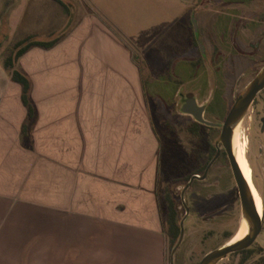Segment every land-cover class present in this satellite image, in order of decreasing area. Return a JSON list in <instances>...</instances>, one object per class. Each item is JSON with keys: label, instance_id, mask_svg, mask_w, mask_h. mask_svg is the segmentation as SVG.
I'll return each mask as SVG.
<instances>
[{"label": "crops", "instance_id": "crops-1", "mask_svg": "<svg viewBox=\"0 0 264 264\" xmlns=\"http://www.w3.org/2000/svg\"><path fill=\"white\" fill-rule=\"evenodd\" d=\"M160 1L150 10L165 9ZM90 19L19 59L31 80L32 118L22 85L7 69L0 74V252L30 264L48 233L72 251L65 264H109L117 235L128 233L166 264L161 139L148 85L126 33L101 15Z\"/></svg>", "mask_w": 264, "mask_h": 264}, {"label": "rangeland", "instance_id": "rangeland-1", "mask_svg": "<svg viewBox=\"0 0 264 264\" xmlns=\"http://www.w3.org/2000/svg\"><path fill=\"white\" fill-rule=\"evenodd\" d=\"M62 1L0 0V74H5V59L16 50V43L28 35L61 38L93 15H101L122 29L135 42L126 40L143 70L149 112L161 139L158 192L169 239L166 264H172V250L179 239L173 241L169 233L168 195L175 201L180 228L185 219V234L173 262L199 264L209 252L228 243L245 219L228 156H221L204 180L191 185L185 200L182 191L212 149L217 150L230 108L264 67V0H165L161 12L149 6L162 5L160 0ZM142 3L143 9L138 7ZM155 34L159 37L153 40ZM186 95L209 104L211 111L206 118L217 125L202 123L193 131L194 116L181 109ZM239 127L253 182L264 203V90ZM51 225H58V221L52 220ZM115 242L116 260L109 264H157L143 237L139 246L138 234L117 235ZM248 249L231 253L217 264H262L264 222ZM64 250L59 237L47 233L32 253L30 264H65V256L70 257L72 251L67 255ZM1 253L0 264H16L15 251Z\"/></svg>", "mask_w": 264, "mask_h": 264}, {"label": "water", "instance_id": "water-1", "mask_svg": "<svg viewBox=\"0 0 264 264\" xmlns=\"http://www.w3.org/2000/svg\"><path fill=\"white\" fill-rule=\"evenodd\" d=\"M200 45L203 50L204 47L201 42H200ZM263 90H264V67L255 76V78L252 80V82L247 87V89L243 93L238 95L232 107L230 108L223 122L220 137L217 140V148H218L217 153L213 157V159L209 162L205 170V173L203 175L194 174L191 177L190 181L185 185L182 191V198L184 199L185 192L189 188V186L192 184L194 179L206 178L211 166L214 164V162L217 160V158L220 155V152H221L220 143H222L228 154L230 164H231L236 182L238 184L241 202H242V210H243L244 217L249 224V232L245 237H243L242 239L234 243H226L223 246L212 250L211 252H209L207 255L204 256V258L200 261L199 264H217L221 259L227 257L229 254L251 247L257 240L263 228L264 211H263V214L261 215L257 207L255 198L253 196L251 187L241 169V166L237 160V157L234 152V147H233V135H234L235 124H237L241 120L243 115L247 112V110L250 108L252 103L255 101L258 94ZM204 111H205V105H199L195 97L190 98L188 100V103L183 106V112L192 114L195 117V120H197L198 122L206 124V125H210V126L217 125V123H215L214 121H211L205 118ZM185 205L187 207V213H188L189 208L186 203ZM184 221L185 219L181 221L180 236H179L177 244L172 250V264H174L173 256L176 250L178 249L179 245L181 244L184 234H185Z\"/></svg>", "mask_w": 264, "mask_h": 264}, {"label": "trees", "instance_id": "trees-1", "mask_svg": "<svg viewBox=\"0 0 264 264\" xmlns=\"http://www.w3.org/2000/svg\"><path fill=\"white\" fill-rule=\"evenodd\" d=\"M58 1L63 2L62 0H58ZM59 39H60L59 37H56V38L51 39V40L43 39V38L36 39V38H34V35H28L16 43V45H15L16 50L13 52V54L9 55L5 59L4 67L10 73L12 80L20 83L23 87L22 100H23L24 104L29 109V117L30 118H32L34 115V106H33L31 99H30L31 80H30L29 76L27 75V73L25 71H23L18 66V61L30 48H32L34 46H39V47H43V48H50V47L54 46L59 41ZM200 125H202V123L196 121V127H194L192 130L197 131L198 127ZM216 151L217 150L214 147L212 149V152L210 153V155H208L206 162L202 165L201 169L196 171V172H193V173H200V171H203L206 168L209 161L214 157ZM167 199H168L169 233H170L173 241H175V239H177L180 235V225L178 223V218H177L178 211L176 208L175 201L171 197V195H168ZM248 250L249 249L247 248V249L237 251L234 253H242V252H246ZM261 261H262V264H264V255L262 256L260 262Z\"/></svg>", "mask_w": 264, "mask_h": 264}, {"label": "bare ground", "instance_id": "bare-ground-1", "mask_svg": "<svg viewBox=\"0 0 264 264\" xmlns=\"http://www.w3.org/2000/svg\"><path fill=\"white\" fill-rule=\"evenodd\" d=\"M242 131L240 132V127H239V122L237 124H235L234 126V135H233V142L236 141L238 135H241ZM240 140V139H239ZM239 147L237 145H233L234 147V152L235 155L237 157V160L241 166V169L251 187L253 196L255 198L257 207L259 209V212L261 213V215L263 214L264 211V203H263V198L261 196H259L260 193H258L256 186L254 185L253 182V177H252V173H251V169L249 167V159L247 157V147H246V142L240 140L239 142ZM249 232V224L247 222L246 219L242 220L241 226L239 228V231L236 233V235L234 237H232V239L228 242V243H234L240 239H242L243 237H245Z\"/></svg>", "mask_w": 264, "mask_h": 264}, {"label": "flooded vegetation", "instance_id": "flooded-vegetation-1", "mask_svg": "<svg viewBox=\"0 0 264 264\" xmlns=\"http://www.w3.org/2000/svg\"><path fill=\"white\" fill-rule=\"evenodd\" d=\"M192 97H195V96H194V95H186V96H183V97H182V106H181L182 111H183V106H184L185 104H187V103H188V100H189L190 98H192ZM195 98H196V97H195ZM196 99H197V98H196ZM197 101H198V99H197ZM198 103H199V102H198ZM199 105H205L204 115H205V118H206V114L209 113V112L211 111V110H210L211 107L209 106V104H201V103H199ZM184 113H185V112H184ZM186 114H189V113H186ZM189 115H192V114H189ZM192 116H193V115H192ZM194 118H195V117H194ZM196 121H197V120H196ZM215 123H216V122H215ZM214 126H216V125H214ZM239 139L241 140V135H238L236 141L233 142V145H234V146L237 145V146L239 147V145H238L239 142H240ZM241 142H242V140H241ZM222 146H223V144H222ZM217 150H218V148H217ZM216 153H217V151H216ZM216 153H215V155H216ZM215 155H214V156H215ZM223 155L228 156V154H227V152H226L224 146L221 147V152H220V155H219V157L217 158V160H218L221 156H223ZM228 158H229V157H228ZM212 159H213V158H212ZM212 159H211V160H212ZM211 160H210V161H211ZM217 160H216V161H217ZM210 161H209V162H210ZM216 161H215V162H216ZM215 162H214V164H215ZM208 164H209V163H208ZM208 164H207V166H208ZM214 164H213V165H214ZM213 165H212V166H213ZM207 166H206V168H207ZM212 166H211V167H212ZM206 168H205L203 171H200V173H193V174L190 176L189 181H190L191 177H192L194 174H200V175H203V174L205 173ZM210 169H211V168H210ZM209 171H210V170H209ZM208 173H209V172H208ZM207 175H208V174H207ZM206 177H207V176H206ZM204 179H205V178H204ZM204 179L196 178V179H194V181L192 182V184L195 183L196 181L204 180ZM192 184H191V185H192ZM191 185L189 186V188L191 187ZM189 188H188V189H189ZM188 189H187V190H188ZM187 190H186V191H187ZM238 231H239V230H238ZM180 232H181V228H180ZM235 235H236V234H235ZM235 235H234V236H235ZM179 236H180V235H179ZM234 236H233V237H234Z\"/></svg>", "mask_w": 264, "mask_h": 264}]
</instances>
